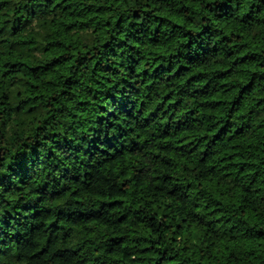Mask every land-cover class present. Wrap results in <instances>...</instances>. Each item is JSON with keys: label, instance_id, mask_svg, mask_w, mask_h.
Segmentation results:
<instances>
[{"label": "clouds", "instance_id": "1", "mask_svg": "<svg viewBox=\"0 0 264 264\" xmlns=\"http://www.w3.org/2000/svg\"><path fill=\"white\" fill-rule=\"evenodd\" d=\"M69 23L79 40L66 38ZM250 45L264 47V0H0V264H264V163L259 181L234 169L217 194L206 180L210 163L223 176L221 162L197 164L199 149L180 148L163 112L173 85L190 87L173 75L188 58L212 51L227 63ZM229 109L264 141V102L249 115ZM166 172L179 179L165 182ZM157 211L169 216L149 220ZM184 218L189 235L174 241ZM149 224L151 259L139 239Z\"/></svg>", "mask_w": 264, "mask_h": 264}, {"label": "trees", "instance_id": "2", "mask_svg": "<svg viewBox=\"0 0 264 264\" xmlns=\"http://www.w3.org/2000/svg\"><path fill=\"white\" fill-rule=\"evenodd\" d=\"M193 3L197 0H192ZM72 25L69 23L67 29L63 32L69 40H79V35H70ZM188 32H193V29H188ZM199 35V33H197ZM189 43H192V37L189 36ZM224 39H228V34ZM25 43H28L25 41ZM63 41H57L56 44L59 47ZM71 47V44L68 45ZM194 47H201L199 44H195ZM201 48V52L204 53L205 48ZM259 48L257 51L255 49ZM251 49V50H249ZM249 49H245L237 55V59L229 60L227 63L213 62V52L208 51L206 58L191 59L188 58L187 63L181 64L174 70L173 75L177 80L183 79L187 76V80L184 81L185 85H189V88L183 86L177 89L176 86H172V90L168 91L165 100L166 106L163 109L166 116V127H169L171 132H175L178 136L177 143L180 148L188 149L190 145H196V148L189 150L188 154L191 155L199 149L200 158L197 164L210 162L214 159H219L222 164L221 171L222 177H218L217 173L212 171L216 165L210 163L209 174L206 180L207 187L219 195H223L228 190L230 185L221 184V180L233 175V170L236 169V175L243 176L249 175L252 177L253 183L259 181L257 175L260 163H264V153H262V141L259 137V127L249 121H242L240 126H236V121L232 118L231 109L224 111L225 105H231L241 109L242 115H249L256 112L257 107L264 102V60L260 59L264 55V47L260 45H250ZM216 55L220 54V49H214ZM36 51V47H33V52ZM47 51V49H46ZM63 55V53H62ZM228 58L232 55L231 52L224 53ZM60 59L59 56H52L48 61L50 64H54L59 67L56 62ZM13 67L17 63H25V58L20 60H10ZM34 67H46V65H35ZM23 75V73H21ZM172 77H169L171 80ZM166 86H167V82ZM237 84L241 85L237 87ZM199 85V87H196ZM247 90V91H246ZM189 91L193 92L191 99L196 104L195 107L188 108L185 111L182 101L188 96ZM175 93V96L173 95ZM197 97H199L197 101ZM239 102V103H238ZM164 104V101H161ZM248 105V112L243 111V107ZM179 106V107H177ZM160 106H158L159 109ZM171 110V115H169ZM209 121H212V126H209ZM223 121V122H222ZM243 129V131H241ZM210 137V138H209ZM247 154V155H246ZM180 171H186L189 168L194 167L191 161L186 158H177L175 161ZM159 179V177H157ZM169 179L175 181L179 177H173L169 173H165L164 180L167 182ZM264 183V181H260ZM192 181L188 184L181 186L191 190ZM157 193L162 192L161 186H156ZM255 191L259 192V188H255ZM177 188L173 187L168 190L164 195L172 197L176 194ZM163 199V197H162ZM111 204L119 207L123 201L113 199ZM168 208L171 207L170 203H167ZM153 207L160 209L161 203H154ZM169 216L167 211H157L153 217H149V220H153L156 217L163 219ZM123 223H127L124 217H121ZM54 223V221H53ZM140 224H144V220H140ZM136 230L135 226L132 229ZM148 235L139 237L146 242V246L140 249L142 254H148L147 258H155L151 253L152 245L147 243L151 237V233L154 231L149 224ZM173 231L175 233L173 240L183 237L187 238L189 235V226L187 219L178 222ZM199 229L193 225L191 227V235L193 240L199 236ZM113 242L123 241L125 238L122 236L113 235L109 237ZM235 242H222L227 247H231ZM219 247V246H218ZM157 251H159L157 249ZM221 253L218 251L217 255ZM144 259L145 256H141ZM159 260L163 257H158ZM169 259H174L169 257Z\"/></svg>", "mask_w": 264, "mask_h": 264}]
</instances>
